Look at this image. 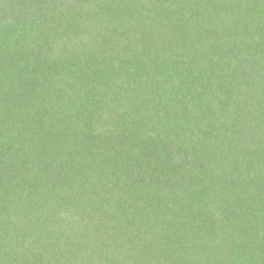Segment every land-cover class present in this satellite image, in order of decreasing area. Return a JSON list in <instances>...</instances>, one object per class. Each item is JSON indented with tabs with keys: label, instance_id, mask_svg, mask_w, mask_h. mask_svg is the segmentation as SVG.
Masks as SVG:
<instances>
[{
	"label": "trees",
	"instance_id": "1",
	"mask_svg": "<svg viewBox=\"0 0 264 264\" xmlns=\"http://www.w3.org/2000/svg\"><path fill=\"white\" fill-rule=\"evenodd\" d=\"M0 264H264V0H0Z\"/></svg>",
	"mask_w": 264,
	"mask_h": 264
}]
</instances>
